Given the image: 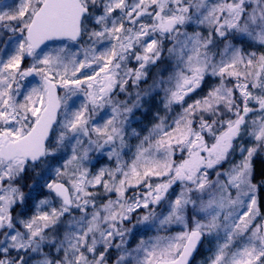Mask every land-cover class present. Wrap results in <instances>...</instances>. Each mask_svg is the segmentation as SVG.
<instances>
[{
  "label": "snow or ice",
  "instance_id": "1",
  "mask_svg": "<svg viewBox=\"0 0 264 264\" xmlns=\"http://www.w3.org/2000/svg\"><path fill=\"white\" fill-rule=\"evenodd\" d=\"M261 157L264 0H0V264H264Z\"/></svg>",
  "mask_w": 264,
  "mask_h": 264
},
{
  "label": "rangeland",
  "instance_id": "2",
  "mask_svg": "<svg viewBox=\"0 0 264 264\" xmlns=\"http://www.w3.org/2000/svg\"><path fill=\"white\" fill-rule=\"evenodd\" d=\"M256 171H257V176L255 182L259 184L261 182V173H264V157L258 158V160L256 161ZM258 197L261 207V213L262 215H264V188L260 189V191L258 192ZM163 234L164 233H161V235ZM202 259L203 258L201 256H197L195 260L192 262V264H201Z\"/></svg>",
  "mask_w": 264,
  "mask_h": 264
}]
</instances>
